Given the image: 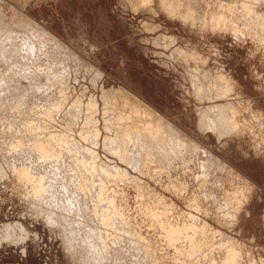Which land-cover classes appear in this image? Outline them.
<instances>
[{
	"label": "rangeland",
	"instance_id": "rangeland-1",
	"mask_svg": "<svg viewBox=\"0 0 264 264\" xmlns=\"http://www.w3.org/2000/svg\"><path fill=\"white\" fill-rule=\"evenodd\" d=\"M28 21L58 43L34 75L0 59V264H264V0H0L1 33ZM119 89L172 137L127 135ZM20 168L54 183L48 205ZM66 201L72 234L48 218Z\"/></svg>",
	"mask_w": 264,
	"mask_h": 264
},
{
	"label": "bare ground",
	"instance_id": "bare-ground-1",
	"mask_svg": "<svg viewBox=\"0 0 264 264\" xmlns=\"http://www.w3.org/2000/svg\"><path fill=\"white\" fill-rule=\"evenodd\" d=\"M235 1V0H234ZM239 1V0H238ZM246 1V0H245ZM248 1V0H247ZM253 2V1H252ZM245 10H246V5H245ZM250 11V10H249ZM12 20V21H11ZM10 21L12 22L11 24H15V21H13V19H10ZM25 22V21H24ZM5 24V23H4ZM7 24V23H6ZM11 24L10 25H7V26H5V25H1V26H3V29H2V32L3 33H1L0 34V59L1 60H3L5 63H7V67L8 66H10V69H8V68H6V74H7V72H8V75H9V73H10V71H12L14 74H12L11 75V77L13 76V75H19V76H25L26 77V75H30V74H33V73H28L27 74V70H30V68H28L29 67V65H27V64H30V66H31V63H30V59H34V56H36V58L38 57V55L42 52V50H43V48L44 47H46V42H47V40H50V41H52V42H54V43H58L57 42V40L50 34V33H48L47 31H45V30H41V29H39L34 23L32 24L31 23V21H28V22H26V24H27V26L26 25H18V26H20V27H22V29H24V31H22V29H21V31H20V29H18V28H15L13 25L11 26ZM4 36H7L5 39H3L4 38ZM32 45H33V47H32ZM35 46H36V48H37V53L36 54H38V55H35L34 53H35ZM41 46V48H42V46H43V48H42V50L41 51H39L40 49H38V47H40ZM45 49V48H44ZM38 52H40V53H38ZM46 52V51H45ZM40 55H42V54H40ZM47 56V55H46ZM20 59H21V62L23 61V63H21L20 62ZM40 59V58H39ZM38 59V60H39ZM0 60V61H1ZM35 60H37V59H35ZM34 61V60H33ZM25 63V64H24ZM34 63H38L37 61H34ZM39 64V63H38ZM37 64V65H38ZM32 67H33V63H32ZM1 68V67H0ZM22 68H24L23 70H22ZM37 69L39 68L38 66L36 67ZM33 69H34V67H33ZM37 69H35V70H37ZM40 69V68H39ZM40 70H42V69H40ZM32 71V70H31ZM34 71V70H33ZM32 71V72H33ZM38 71V72H37ZM36 72H37V74H39V70H37ZM44 71H45V69H44ZM44 71H43V73H44ZM47 71V70H46ZM35 72V71H34ZM46 73V72H45ZM35 74V73H34ZM33 74V75H34ZM4 75V74H3ZM7 75V76H8ZM28 75V76H29ZM59 76V75H58ZM60 76H62V75H60ZM10 77V76H9ZM48 78V77H47ZM53 78V77H52ZM59 78V77H58ZM3 79H6V77L5 78H3ZM8 79V78H7ZM55 80V79H54ZM58 80V79H57ZM62 80L63 79H60V81L62 82ZM5 80H2V76L0 75V85L2 86V84H5L6 85V82L8 81H6V82H4ZM56 81V80H55ZM12 82V81H11ZM53 82V81H52ZM12 84V83H11ZM9 85V84H8ZM9 88V87H8ZM9 90V89H8ZM11 91H12V89H10ZM7 91V90H6ZM10 91V92H11ZM14 91H16V90H14ZM4 93V92H3ZM1 94H2V92H1ZM10 94V93H9ZM115 97H116V99L117 100H119L120 101V103H121V105L123 106V108H124V110H125V113L127 112V115L126 114H124V115H126V117H127V120H128V122L129 123H127V124H129V126L128 125H126V126H123V127H126V129H125V132H126V134L127 135H129V134H134V132L133 133H130L129 132V134H128V130L127 129H129V131H135V133H138L139 134V138H142L141 137V135H143V140L142 141H146L148 138L150 139V137L152 138H154V137H157V136H159L160 134H163L162 132L163 131H165V134H166V132L168 131L169 132V135H171L172 134V131L169 129V128H165V120H164V118L162 117V116H160L159 114H157L149 105H147V104H145L142 100H140V99H138L134 94H131L129 91H127V90H125V89H123V90H121V89H119L118 91H117V93H116V95H115ZM55 107H58V106H55ZM214 110L212 111V112H216V113H218L217 111L219 110V108H217V107H215V108H213ZM55 110H57L56 108H55ZM51 111V110H50ZM60 113V112H59ZM231 113V112H230ZM233 114V113H232ZM123 115V114H122ZM122 115H120L119 116V123L122 121ZM138 119V120H137ZM230 119V118H229ZM232 119V118H231ZM117 120V119H116ZM138 121V123H136L135 121ZM126 121V120H125ZM118 123V124H119ZM117 124V125H118ZM123 127H121L122 128V130L124 129ZM120 128V129H121ZM216 128H217V126H216ZM119 129V128H118ZM27 130H28V128H27ZM121 130V132H123ZM127 130V131H126ZM122 135L124 134V133H121ZM120 134V135H121ZM168 134V133H167ZM166 134V135H167ZM131 135H129L130 137H131ZM136 135V134H135ZM164 135V134H163ZM173 135V134H172ZM172 135H171V137H172ZM124 136H126L125 134H124ZM123 136V137H124ZM122 137V138H123ZM161 137H162V135H161ZM161 137H159V139L161 138ZM166 137V136H165ZM125 138V137H124ZM128 137H126L125 139L128 141L129 140V138L127 139ZM134 138V137H133ZM163 138V137H162ZM167 138H170V136L168 137L167 136ZM124 139V140H125ZM172 139V138H171ZM131 140V139H130ZM151 140V139H150ZM122 140H121V138L119 139V142L120 143H122L121 142ZM148 141V140H147ZM155 141H156V139H155ZM163 141H165V140H163ZM162 141V142H163ZM168 141V143H169V140H167ZM118 142V143H119ZM140 142H141V140H140ZM154 141L152 140V143H153ZM157 142H160V141H158L157 140ZM170 142H171V140H170ZM51 143V142H50ZM62 144V143H61ZM64 144H66V143H64ZM63 144V145H64ZM116 144H117V142H116ZM123 144V143H122ZM148 144H149V142H148ZM159 144H161V143H159ZM172 144V143H171ZM38 145V148H40V149H42V146H39V144H37ZM67 145V144H66ZM142 145H143V143H142ZM152 145V144H151ZM155 145L157 146L158 144H156L155 143ZM163 145V144H162ZM161 145V146H162ZM165 145V144H164ZM184 145V144H183ZM194 145V144H193ZM117 146H118V144H117ZM116 146V147H117ZM123 146V145H122ZM149 146V145H148ZM153 146V145H152ZM160 146V145H159ZM160 146V147H161ZM186 146V145H185ZM189 146V145H188ZM72 147V146H71ZM146 147V146H145ZM167 147H168V144H167ZM68 148V150L67 151H69V147H67L66 146V149ZM149 149H150V146L148 147ZM182 148V147H181ZM181 148H179V149H181ZM184 148V147H183ZM192 148V153L193 154H195V156L197 157H199V159H198V161L201 163L200 165L202 166V169H204L207 165H210V164H213L212 163V160H211V155H208V153H207V151L203 148V147H201V146H199V150H197V147H196V149H194L193 147H191ZM190 148V149H191ZM44 149H46V148H43V150ZM65 149V150H66ZM71 149V148H70ZM158 149H160L159 147H158ZM157 149V150H158ZM162 149V151H164L163 150V148H161ZM160 149V150H161ZM184 149H186V147L184 148ZM35 150V149H34ZM53 150V149H52ZM116 150V149H115ZM143 150V149H142ZM151 150V149H150ZM153 150H154V146H153ZM120 151V150H119ZM162 151H161V154H162ZM188 151H189V149H188ZM198 151H199V153H198ZM51 152V151H50ZM72 152V151H71ZM74 152V151H73ZM118 152V151H117ZM150 152V151H149ZM159 152V151H158ZM183 152V151H182ZM76 153H78V151L76 152ZM148 153V152H147ZM160 153V152H159ZM190 153V152H189ZM56 154V153H55ZM45 155V154H44ZM93 156V155H92ZM77 160V159H76ZM196 160V159H195ZM124 161H126V160H124ZM146 161V160H145ZM199 162H197L198 163V165H199ZM144 163V162H143ZM148 163V162H147ZM210 163V164H209ZM87 165V164H86ZM199 165V166H200ZM88 166V165H87ZM74 167H76V166H74ZM77 168V167H76ZM79 168V167H78ZM200 169V168H199ZM77 170V169H76ZM75 170V171H76ZM14 171H16V170H14ZM13 171V172H14ZM19 173H16V175L15 176H18L17 178H19V180L20 181H23L24 179L26 180V181H28L30 184H32L31 185V187H30V189H31V191H32V194H33V196H36L35 198H39L40 200H42L43 202H45V204L46 205H48L49 204V199L50 198H52V196H56L54 193V190H53V188L54 187H52V186H54V183H53V185H52V183H51V181H49L48 182V184H47V186H45V184H46V182H44V178H42V177H32V175H29L28 174V172L27 173H25L26 171H24L23 169H19ZM80 172V171H79ZM116 173V172H115ZM117 173H119V172H117ZM116 173V174H117ZM15 174V173H14ZM119 174H121V173H119ZM119 174H117V175H119ZM80 175V174H79ZM78 175V176H79ZM81 175H82V173H81ZM81 175H80V177H81ZM123 176V175H122ZM121 176V177H122ZM118 177V176H117ZM50 178V177H49ZM79 178V177H78ZM52 179V178H51ZM57 179V178H56ZM17 181V182H20V181ZM70 180V179H69ZM52 182H55V181H53V179H52ZM85 182V181H84ZM23 183V182H22ZM81 183H82V181H81ZM86 183V182H85ZM77 184V183H76ZM88 184V183H87ZM79 185V184H78ZM85 186V185H84ZM83 187V186H82ZM90 188V187H89ZM69 189V188H68ZM79 189V188H78ZM138 189V188H137ZM69 191V190H68ZM84 191V190H83ZM82 191V192H83ZM63 196V195H62ZM62 196H60V197H62ZM99 196V195H98ZM34 198V199H35ZM72 200V199H71ZM35 201H37L36 199H35ZM50 201H52V200H50ZM57 201V200H56ZM56 201H55V203H56ZM66 203V204H65ZM62 202V207H61V209H60V211H58V213H55V211H54V208L53 207H51L50 209H49V215H48V218H50V219H52V220H61L62 222H63V224L65 225V229H66V231L68 230V232H71V234H72V232H74V230H78V224L81 226V227H83L84 228V219L83 220H81V218H83V217H81L82 216V214H83V211H84V207H81L80 208V205L78 204V207L80 208H78L76 205H74V203L72 202V201H66V202ZM53 204V203H52ZM57 204V203H56ZM111 204V203H110ZM109 205V204H108ZM50 206V205H49ZM95 206V205H94ZM77 207V208H76ZM57 208V207H56ZM55 208V209H56ZM84 208V209H83ZM58 209V208H57ZM105 209V208H104ZM51 210V211H50ZM113 210H114V208H113ZM48 212V211H47ZM107 212V211H106ZM73 213H75V215H73ZM97 214V213H96ZM102 215H103V213H101ZM109 216V215H108ZM108 216H105L104 215V219H103V216L101 217L103 220H101V221H107L108 220ZM112 216H114V215H112ZM118 216V215H117ZM116 216V217H117ZM158 216V215H157ZM115 218V217H114ZM118 218V217H117ZM122 217L120 216V219H121ZM112 219V218H111ZM110 219V220H111ZM116 219V218H115ZM127 219V218H126ZM114 220V219H113ZM83 221V222H82ZM116 221V220H115ZM108 222V221H107ZM107 222H106V224H107ZM56 223V222H55ZM109 223V222H108ZM123 223V222H122ZM59 224H61V223H59ZM101 224H104V223H102L101 222ZM112 224H114V221H112ZM116 224H117V221H116ZM118 224H119V222H118ZM117 224V225H118ZM120 224H121V222H120ZM119 224V225H120ZM118 225V226H119ZM85 226H86V224H85ZM117 226V227H118ZM207 226V225H206ZM113 227V226H112ZM116 227V226H115ZM205 225L203 226V232H205L206 230H207V228L205 227ZM122 228V227H121ZM188 228V227H187ZM190 228V227H189ZM80 229V228H79ZM103 229H106L105 227L103 228ZM109 229V228H108ZM116 229V228H115ZM182 229V228H181ZM81 230H82V228H81ZM80 231V230H79ZM111 231V230H110ZM170 231V230H169ZM180 231V230H179ZM182 231V230H181ZM190 231H192L191 230V228H190ZM67 232V233H68ZM83 232V231H82ZM92 232V231H91ZM94 232V231H93ZM174 232L175 233H177L178 232V230L176 229H174ZM202 232V233H203ZM207 232H210V229H209V231H207ZM9 233V232H8ZM7 233V234H8ZM117 233V232H116ZM173 233V232H172ZM186 233V232H185ZM83 234V233H82ZM178 235H179V233H177ZM205 234V233H204ZM121 235V234H120ZM203 237H204V235L203 234H201ZM128 236V235H127ZM195 236V235H194ZM74 237H75V235H74ZM77 237V236H76ZM95 237V236H94ZM128 237H130V236H128ZM127 237V238H128ZM174 237V236H173ZM182 237V236H181ZM202 237V238H203ZM6 238H11V235H7L6 236ZM70 238L73 240V241H75V239H73V235H71L70 236ZM86 238H87V236H86ZM93 238V237H92ZM196 238V237H195ZM90 238H88V239H85L84 238V240L82 241V243L83 244H81V246L85 249V251H89L90 253H92L94 250H100L101 248H100V245H98L97 243H95L94 241H92L91 239L89 240ZM174 239V238H173ZM185 239H186V236H185ZM81 240V239H80ZM100 240V239H99ZM127 240V239H126ZM129 240V239H128ZM183 240V239H182ZM78 241V240H77ZM140 241V240H139ZM184 241V240H183ZM206 241V240H205ZM135 242V241H134ZM202 242V241H201ZM133 243V242H132ZM191 243V242H190ZM192 244V243H191ZM70 246H74V245H70ZM136 247V246H135ZM193 249V248H192ZM191 249V250H192ZM102 250V249H101ZM187 251V250H186ZM190 251V250H189ZM184 255V254H183ZM188 256V255H187ZM229 256V255H228Z\"/></svg>",
	"mask_w": 264,
	"mask_h": 264
}]
</instances>
